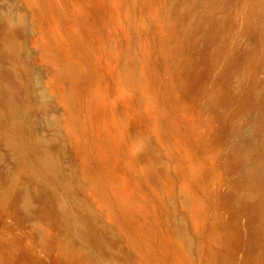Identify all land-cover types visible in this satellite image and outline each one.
I'll list each match as a JSON object with an SVG mask.
<instances>
[{
    "label": "bare ground",
    "instance_id": "bare-ground-1",
    "mask_svg": "<svg viewBox=\"0 0 264 264\" xmlns=\"http://www.w3.org/2000/svg\"><path fill=\"white\" fill-rule=\"evenodd\" d=\"M0 264H264V0H0Z\"/></svg>",
    "mask_w": 264,
    "mask_h": 264
},
{
    "label": "rangeland",
    "instance_id": "rangeland-1",
    "mask_svg": "<svg viewBox=\"0 0 264 264\" xmlns=\"http://www.w3.org/2000/svg\"><path fill=\"white\" fill-rule=\"evenodd\" d=\"M37 117H39V116H37ZM174 193H175V195H176V190H175L174 192H172V194H174ZM163 199H164V198H163ZM163 199H162V202L165 204V200H166V199H164V200H163ZM166 201H167V200H166ZM166 205H167V204H166ZM169 205H170V204H169Z\"/></svg>",
    "mask_w": 264,
    "mask_h": 264
}]
</instances>
